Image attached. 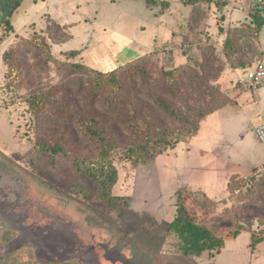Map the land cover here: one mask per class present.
<instances>
[{
	"label": "rangeland",
	"instance_id": "374dc122",
	"mask_svg": "<svg viewBox=\"0 0 264 264\" xmlns=\"http://www.w3.org/2000/svg\"><path fill=\"white\" fill-rule=\"evenodd\" d=\"M158 1L170 5L149 7L145 0H21L10 18V32L4 18L8 0H0V264H264V196L258 205L246 207L247 225L237 237L232 222L213 229L225 242L219 253L184 255L179 238L166 229L175 218L178 195L192 217L211 227L225 209L239 205L238 193L228 186L244 193L248 186L239 175L249 176L264 164V143L255 135L264 121V82L254 93L244 84L247 69L257 61L264 64V26L258 31L248 17L264 0H220L226 3L221 6ZM261 14L264 17V11ZM50 21L67 28L71 38L62 44L49 39ZM232 30L239 55L224 52ZM38 35L50 44L46 65L35 40ZM201 49L209 52L210 69L219 77L200 90L188 85L185 92L200 105L213 100L225 106L173 150L150 143L131 159L128 148L114 152L118 181L111 195L130 202L125 206L123 201L100 200L93 175L100 155L81 124L96 116L113 123L128 141L132 133L125 125L126 112L106 109L103 94L92 98L87 76L67 88L75 107L68 121L37 126L29 98L62 83L64 63L109 73L151 54L144 66L154 82L137 77L132 86L140 105L162 116L153 93L183 108L178 97L160 89L162 70L195 64L191 56L199 59ZM71 51L80 54L64 55ZM241 64L246 68H238ZM164 124L173 133L168 139L172 144L177 132L171 121ZM52 136L66 138L69 154L37 147L38 141ZM203 194L216 206L203 208Z\"/></svg>",
	"mask_w": 264,
	"mask_h": 264
},
{
	"label": "trees",
	"instance_id": "16d2710c",
	"mask_svg": "<svg viewBox=\"0 0 264 264\" xmlns=\"http://www.w3.org/2000/svg\"><path fill=\"white\" fill-rule=\"evenodd\" d=\"M20 1L8 0L6 6V15L4 18L6 19L5 23H7L8 31L10 32L13 30L10 18L19 7ZM145 1L149 7L161 5L163 8H168L170 5L168 1ZM207 2L215 3L217 6L226 5V3L221 4L220 0L184 1L186 5L194 6ZM263 11L264 6L259 4L254 6L248 16L251 20L249 24L256 26L258 31L264 26V17L261 14ZM47 34L48 38L56 44L65 43L71 38L67 33V28L54 21L49 22ZM237 39L235 30L228 33L223 47L225 54L230 55L233 52L239 55L241 53V47L238 45ZM35 40L40 53L46 55L42 63L46 65L47 60L51 59L48 39L45 36L38 35ZM200 52L199 59L194 58V55L191 56L195 64L188 63L162 70V74L158 79L160 89L172 97H178L183 104L182 109L177 108L161 95L153 93L151 99L161 111L162 116L151 109L142 107L140 105V99L137 98L138 90L136 91L135 87L132 86L137 77H140L143 83L154 82L149 76L148 69L144 66L145 62L149 60V56L151 57V54H146L109 73H102L80 63H64L63 67L66 70L65 80L60 84L53 85L46 90L33 94L29 98L28 104L30 110L36 117V124L39 127L54 125L58 119L68 121L75 115V107L68 101V97L66 96L68 93L67 88L75 79L87 76L91 84L90 95L92 98L103 94L105 96L104 105L106 109H122L126 112L125 125L132 133V137L128 141L124 140L114 130L113 123L105 122L96 116L82 123L81 126L87 138L95 145L100 155L101 162L99 168L93 172V175L99 183L100 191L98 197L100 200L108 202V204H115V202L119 204V201H123V204L128 206L130 202L129 198L123 199L125 198L123 197L117 201L111 195L113 187L118 181V171L113 163L112 154L123 148H128L126 150V156L131 159L137 149L145 146L148 147L150 143L155 144L156 147L160 146L164 151L167 149L173 150L180 143H184L185 138L195 136L200 130L201 123L225 106L226 102L222 104L213 100L207 104L200 105L190 98L189 94L186 93L187 91L185 92V88L188 85L193 90H200L202 86H207L211 80L215 81L219 77L218 74H215V70L210 69L208 62L209 52L203 49ZM79 54L78 51H71L64 55L69 58H75ZM4 61L8 64L7 55H4ZM8 66L11 70L13 69L12 64L11 67L9 64ZM198 66L200 70H198ZM238 68L244 69L246 65L241 64ZM222 71L220 69L218 72ZM93 102V100L89 101L90 104H93ZM166 120L173 123L175 132H177V137L173 138L174 141L172 144L170 143L171 140L168 139L171 138L173 133L164 124ZM36 145L42 151L69 154V144L64 136H52L51 139L38 141ZM135 158L138 159V157ZM241 181L243 186H248L244 193L240 191L236 194L237 189L232 190V184L228 186V191L230 190L233 194L239 195V205L232 209H225L223 216H219L211 221V227L209 224L201 223L192 217L185 206L184 199L181 195H178L175 218L167 224L166 229L179 238L181 250L184 255L201 256L205 252L213 251L219 253L224 247L225 242L215 235L213 229H216L217 225L221 222L226 221L235 224L238 230L234 233V237H237L241 230H245L247 223L244 220H246L245 216L248 215V206L258 205L263 200L264 175L251 174L248 180H243L242 178ZM202 197L203 202L201 205L203 208L216 206V203L211 198L204 194ZM221 202L225 203L224 200Z\"/></svg>",
	"mask_w": 264,
	"mask_h": 264
},
{
	"label": "built area",
	"instance_id": "2783aa9c",
	"mask_svg": "<svg viewBox=\"0 0 264 264\" xmlns=\"http://www.w3.org/2000/svg\"><path fill=\"white\" fill-rule=\"evenodd\" d=\"M247 78L244 82L249 91L258 90L260 84L264 82V64L261 61H257L252 67L247 69ZM256 138L259 142L264 143V123L260 124L255 130ZM252 175H264V165L256 168ZM249 176H244L243 180H248ZM239 193V191H236Z\"/></svg>",
	"mask_w": 264,
	"mask_h": 264
},
{
	"label": "crops",
	"instance_id": "0c3cea01",
	"mask_svg": "<svg viewBox=\"0 0 264 264\" xmlns=\"http://www.w3.org/2000/svg\"><path fill=\"white\" fill-rule=\"evenodd\" d=\"M234 14V13H233ZM241 14V13H240ZM233 16V15H232ZM239 19V18H238ZM261 36H262V32H261ZM264 48V46H263V44H262V49ZM262 52H263V60H264V49L262 50ZM264 84V83H263ZM258 100H259V98H258ZM264 123V121H262L261 123H259L256 127H258L260 124H263ZM262 165H264V164H262ZM261 165V166H262ZM235 176H238V174L237 175H235ZM239 176H246V174H244V175H239Z\"/></svg>",
	"mask_w": 264,
	"mask_h": 264
}]
</instances>
